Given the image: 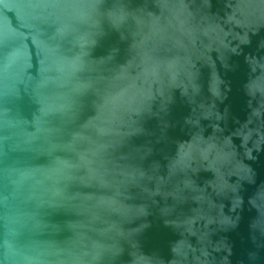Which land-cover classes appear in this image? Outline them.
I'll use <instances>...</instances> for the list:
<instances>
[{"label": "water", "instance_id": "95a60500", "mask_svg": "<svg viewBox=\"0 0 264 264\" xmlns=\"http://www.w3.org/2000/svg\"><path fill=\"white\" fill-rule=\"evenodd\" d=\"M0 264H264V0H0Z\"/></svg>", "mask_w": 264, "mask_h": 264}]
</instances>
